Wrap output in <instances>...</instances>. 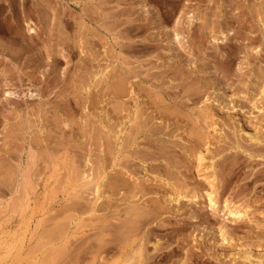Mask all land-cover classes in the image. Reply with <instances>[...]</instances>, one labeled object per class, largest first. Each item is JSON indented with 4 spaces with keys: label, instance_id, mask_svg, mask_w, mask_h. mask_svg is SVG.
<instances>
[{
    "label": "rangeland",
    "instance_id": "rangeland-1",
    "mask_svg": "<svg viewBox=\"0 0 264 264\" xmlns=\"http://www.w3.org/2000/svg\"><path fill=\"white\" fill-rule=\"evenodd\" d=\"M25 21L36 34L26 33ZM115 76L125 80L124 100L112 93ZM263 92L264 0H0V264H62L51 255L64 252L82 220H68L73 211H66L56 233L50 217L72 193L67 177L91 174L84 161L96 170L101 158L113 172L134 163L137 181L129 183L137 187L158 167L163 183H153L170 214L149 221L158 224L147 238L149 254L160 242L156 264H167L174 250L168 264H178L190 249L188 264H264V177L250 181L264 159L248 156L264 153L249 141L264 136ZM164 150L174 160L168 169ZM210 177L215 210L206 197ZM123 191L112 197L113 211L128 209ZM173 191L182 194L181 205L169 203ZM138 194L131 206L155 201ZM225 205L245 217L234 221ZM201 224L226 232L222 251L209 249L205 234L200 239ZM144 226L136 238L146 236ZM122 261L115 254L103 264Z\"/></svg>",
    "mask_w": 264,
    "mask_h": 264
},
{
    "label": "bare ground",
    "instance_id": "bare-ground-1",
    "mask_svg": "<svg viewBox=\"0 0 264 264\" xmlns=\"http://www.w3.org/2000/svg\"><path fill=\"white\" fill-rule=\"evenodd\" d=\"M11 4V3H9ZM12 7V6H11ZM19 7V6H18ZM144 9V13H148V10L145 7H141ZM190 9V8H189ZM4 13V11H3ZM135 14V13H134ZM25 15V14H24ZM7 18V17H6ZM26 22V21H25ZM119 22V21H118ZM135 22V21H134ZM128 23V22H127ZM163 23V22H162ZM176 24H178V22H175ZM132 25V24H131ZM169 25V24H168ZM167 25V26H168ZM33 26V25H32ZM31 26V24H28L26 22V33L28 35H33L36 34L35 29ZM5 27V26H4ZM131 27V26H130ZM129 27V29H130ZM136 29L140 28V25L138 26H134ZM25 29V28H24ZM127 29V28H126ZM10 30V29H9ZM134 30V29H133ZM159 30V29H158ZM3 31V30H2ZM75 32V31H74ZM7 35V34H6ZM124 37V36H123ZM245 38V37H244ZM226 39V37H222L221 41H224ZM242 39V38H241ZM126 40V39H125ZM172 40L179 43V36H178V29H174L173 30V34H172ZM148 41V40H147ZM146 41V42H147ZM121 42V41H120ZM149 43H153L154 41H148ZM156 42V41H155ZM176 44V43H175ZM132 45V44H130ZM177 46V45H176ZM74 47V46H73ZM230 54V53H229ZM233 55V54H232ZM63 56V55H62ZM49 57V56H48ZM223 60V59H222ZM47 61V60H46ZM49 61V60H48ZM156 63V62H155ZM137 68V67H136ZM148 69V68H147ZM149 70V69H148ZM166 70V69H164ZM122 72V71H121ZM125 72V71H124ZM162 72V71H161ZM113 73V71H112ZM111 73V74H112ZM140 73V72H139ZM143 73V72H142ZM141 73V74H142ZM117 75V74H116ZM126 75L125 73L123 74V76ZM137 75V74H136ZM157 75V74H156ZM108 76V75H107ZM131 76V75H130ZM134 76V75H133ZM109 77V76H108ZM116 78H113V84H111V89H112V93L114 95L115 98H119L124 95L123 92H125V83L121 77L119 76H115ZM125 77V76H124ZM119 78V79H118ZM127 78V77H126ZM125 78V79H126ZM131 78H129L130 80ZM97 81V80H96ZM104 81V80H103ZM103 83V82H102ZM99 84V83H98ZM124 84V85H123ZM97 86V84L95 85ZM104 87V86H102ZM94 88V87H93ZM109 88V86H108ZM130 88V87H129ZM190 88V87H189ZM192 88V87H191ZM131 90V89H130ZM194 91V90H193ZM102 92V90H101ZM142 92V91H141ZM196 92V91H195ZM91 93V92H90ZM103 93V92H102ZM101 93V94H102ZM127 93V92H125ZM129 93V92H128ZM264 93V92H263ZM7 95H10L9 93H7ZM111 95V94H110ZM193 95V94H192ZM32 96V95H31ZM34 96V95H33ZM100 96V95H99ZM109 96V95H108ZM262 96V95H261ZM27 97V96H26ZM124 97V96H123ZM126 97V95H125ZM172 97V96H171ZM27 99V98H26ZM92 99V98H91ZM94 99V98H93ZM120 99V100H121ZM124 100V99H122ZM130 100V99H129ZM195 101V100H194ZM193 101V102H194ZM97 102V101H96ZM128 102V100H127ZM122 103V101H121ZM192 103V102H191ZM230 103V102H229ZM93 104V102L91 103ZM114 104V103H113ZM134 104V103H133ZM97 105V104H96ZM116 107V106H115ZM119 108V107H118ZM187 108V107H186ZM123 110V109H121ZM128 110V109H127ZM120 111V110H118ZM157 111V110H156ZM158 112V111H157ZM114 113V112H113ZM167 113V112H166ZM105 114V113H104ZM165 114V113H164ZM163 114V115H164ZM140 115V114H139ZM158 115V114H157ZM156 116V115H155ZM160 116V115H159ZM170 116V115H168ZM175 116V115H174ZM130 117V116H129ZM129 117H126V119H129ZM152 117V116H151ZM166 117V116H165ZM110 119V118H109ZM149 120V119H148ZM154 120V119H153ZM159 120V119H158ZM145 121V120H144ZM203 122V121H202ZM142 123V121L140 122ZM157 123V122H156ZM261 123V122H260ZM122 124V123H121ZM138 124V123H137ZM214 124V122H213ZM145 127L147 126V122H144ZM189 127V126H188ZM203 127V126H202ZM144 128V127H143ZM256 127H254L255 129ZM142 129V128H141ZM132 130V129H131ZM130 130V131H131ZM103 131V130H102ZM197 131V130H196ZM208 131V130H207ZM244 131V130H243ZM134 132V131H133ZM132 132V133H133ZM141 130L138 129L136 131V135H140ZM254 133V132H253ZM252 133V135H254ZM248 134V132H247ZM256 134V133H255ZM128 136V135H127ZM176 136V135H175ZM109 137V136H108ZM194 137V136H193ZM96 138V137H94ZM128 138V137H127ZM183 138V137H182ZM212 138V137H211ZM249 141L252 143L253 146L258 147L259 149L264 150V136L260 137L259 136V132L254 136V137H249ZM91 139V138H90ZM136 139V138H134ZM134 139L131 141V146L134 144ZM190 139V138H189ZM185 140V139H184ZM217 140V139H216ZM124 141V140H123ZM202 141V139H201ZM96 142V141H95ZM100 143V142H99ZM200 143V142H199ZM96 144V143H95ZM94 144V145H95ZM104 144V143H103ZM113 144V143H112ZM111 144V145H112ZM173 144V143H172ZM55 145V144H54ZM211 145V144H210ZM57 146V145H56ZM61 146V145H60ZM106 146V145H105ZM249 146V145H248ZM92 147V146H91ZM166 147V146H165ZM170 147V146H169ZM204 146H202L201 148H203ZM206 148V147H205ZM251 149V148H250ZM96 150V149H95ZM203 150V149H202ZM207 150V149H206ZM252 150V149H251ZM257 150V149H256ZM135 151V150H134ZM161 151V150H160ZM45 152V151H44ZM202 152V151H201ZM164 155L163 157H165L164 159L166 160V165H167V169L172 167L174 160H171V153H167L165 150L163 151ZM218 153V152H217ZM216 153V154H217ZM259 153V152H258ZM261 153V152H260ZM202 154V153H201ZM204 154V153H203ZM126 155V154H125ZM138 155V154H137ZM145 155V154H143ZM147 155V153H146ZM189 155V154H188ZM43 156V155H42ZM109 156V155H108ZM141 156V159H138L143 165L147 164L148 167L151 166V164L146 163V158H149V155L145 156L144 158ZM152 156V155H151ZM150 156L149 159H152ZM178 156V155H177ZM199 157L196 158L198 159V165H201V162L203 161L202 156L198 155ZM249 158L251 159H257V158H262L264 159V153L261 154H249L248 155ZM124 157V156H123ZM153 157V156H152ZM162 157V158H163ZM223 157V156H222ZM34 159V158H33ZM154 159V157H153ZM156 159V158H155ZM170 159V160H169ZM213 159V158H212ZM97 160V159H96ZM95 160V161H96ZM112 160V159H111ZM133 160V159H132ZM145 160V161H144ZM249 160V159H248ZM45 162V161H44ZM98 165L96 167V170H92L91 165H89V161H84L83 167L85 169H87V171H91L92 173L89 175H85L84 173H82L83 175H78L76 174L73 177H67L66 182L69 183L68 185L70 186L69 189L72 190V193L69 192L67 195H65L67 198L63 201V202H58L57 205L58 207L60 206L61 211L55 210L54 214L52 215V217H50L49 222H51L53 224V229L55 230V232L57 233V231H60L61 228H63L64 226L61 224L62 222L59 221L58 219L62 220V217L59 218V216L63 215L66 211H73L71 214V217L68 218V220H74L76 218V220H79L81 222L82 225L80 231V233H77L78 237L75 235V237L70 238V240L68 241H64L65 243L63 244V242L59 241L60 243H62L64 246V252L59 251L57 252L59 254V256L57 257L56 255L54 256L52 253L51 257H53L54 259L58 258V260H60L61 258H63L62 261H60L62 264H81L83 261L88 260V261H93L94 264L96 263H100L103 264L105 261H107V259L111 258L112 256H115V254H120L121 258L123 259L122 262H120L119 264H156V259L154 258V252L159 253L161 248L159 245V240H155V243L152 244V253H150V251L148 250V244H150V241L147 238L149 237V234H153V231H157V223L155 227H150V225L152 224L149 223V221L154 217L153 221L156 220H161L165 219L166 217H163L164 215L170 214V211H166V208H164L162 205H159V197L160 196L161 191V187L155 183V179L157 180H161V177L159 176V172L158 167L156 169H154V173H152L151 175H148L147 178H143L141 179L139 182V184H141L139 187H137L136 184H132L129 183L130 181H137V179H133V176L131 177V174L133 172L134 169H131L129 171V168L134 166L127 165V167H124V169H120V170H115L113 172V167L111 165V168L108 169L106 168V159L105 158H101L100 161H98ZM115 162V161H114ZM131 162L130 160L128 161V163ZM177 162V161H176ZM220 162V161H219ZM222 162V161H221ZM40 163V162H39ZM151 163V162H150ZM241 163V162H240ZM260 164H262V162H258ZM42 164V163H41ZM52 165V163H51ZM93 165V164H92ZM257 165V164H256ZM259 165V164H258ZM211 166V165H210ZM32 167V166H31ZM30 167V168H31ZM43 167V166H42ZM71 167V166H70ZM75 167V166H74ZM247 167V166H246ZM38 168V167H37ZM44 168V167H43ZM89 168V169H88ZM208 168V167H207ZM262 168V167H261ZM261 168L259 170H256L254 173L251 174L252 179H250L251 183L252 182H256L258 181V178H260L261 176L264 177V170H261ZM41 168H39L40 170ZM81 169V168H80ZM136 169H139V167H137L136 165ZM145 169V168H144ZM76 170V168H75ZM222 170V169H221ZM42 171V170H41ZM95 171V172H94ZM254 171V170H252ZM142 172V170H141ZM37 173V172H36ZM35 173V174H36ZM80 173V172H79ZM137 173V172H136ZM161 173V172H160ZM81 174V173H80ZM169 174V173H168ZM210 175V174H209ZM208 175V176H209ZM137 176V175H136ZM162 176V175H161ZM207 176V175H206ZM212 176V175H211ZM37 177V176H36ZM40 177V176H39ZM90 177V178H89ZM148 177L150 179H148ZM165 177V176H164ZM213 177V176H212ZM203 178V177H202ZM211 178V177H210ZM245 179V178H244ZM262 179V178H260ZM165 180V179H164ZM212 178L209 181V187H210V191L206 193V197L208 198L209 201V205L211 210H215L216 208V204H215V196H214V191H213V184H212ZM214 181V180H213ZM154 182V183H153ZM165 182V181H164ZM163 183V182H162ZM8 184V183H7ZM60 185L62 183H59ZM132 184V185H130ZM184 184V183H183ZM167 185V184H164ZM170 185V184H169ZM168 185V186H169ZM7 186V185H6ZM177 186V185H176ZM213 187V188H212ZM51 188V187H50ZM165 188V187H162ZM57 189V187H56ZM120 189H123L125 195H124V199L121 200L123 202L126 203V208L128 207V209L124 210V211H120L121 209H115L116 211L112 210V205L111 200L112 197L116 194V192ZM166 189V188H165ZM174 190V189H173ZM164 191V190H163ZM176 192L174 195L170 194L168 201L170 204L175 203V204H179L181 205V200L183 199L182 194L179 191H173L171 193ZM120 193V192H119ZM123 193V194H124ZM136 193H140L141 196H144L145 194H149L151 196H153L152 198L155 199V201H152V199L150 200L149 205L147 206V204L145 205V207L140 208L139 206H137L135 204V206H131L132 201L135 197H136ZM66 194V193H65ZM164 194V193H163ZM166 194V192H165ZM119 195V194H118ZM139 195V194H138ZM139 195V197H140ZM173 195V196H172ZM121 196V195H120ZM146 196V195H145ZM172 196V197H171ZM151 198V197H150ZM196 196L192 195V199H195ZM105 199V200H104ZM139 199V198H138ZM146 199V198H145ZM145 201V200H144ZM134 202V201H133ZM163 203V202H162ZM165 203V202H164ZM207 203V201H206ZM114 204V203H113ZM142 205V204H141ZM13 206V205H12ZM11 206V207H12ZM131 206V207H129ZM189 209V213H190V218L192 220H197L196 214L193 212L194 210L192 209V205H186ZM115 207V206H114ZM186 207V208H187ZM53 209V206H52ZM225 213L227 212L228 216H230V218H232L234 221H240L242 220L245 215V213H242L240 210L237 209H231L228 208L225 205ZM244 211V210H243ZM111 212V214H110ZM210 212V211H209ZM67 213V212H66ZM65 213V214H66ZM249 213V212H248ZM110 214V215H109ZM164 214V215H163ZM204 214V213H203ZM225 214V215H227ZM45 216V215H44ZM203 216V215H202ZM209 217V216H208ZM249 217V214H248ZM47 218V217H46ZM229 218V217H228ZM45 219V218H44ZM58 220V221H57ZM75 221V220H74ZM78 221V222H79ZM170 221V220H169ZM172 221V220H171ZM61 222V223H59ZM85 222V223H84ZM67 223V221H66ZM164 223V222H163ZM175 223V222H174ZM208 223V222H207ZM46 224V223H45ZM49 224V223H48ZM65 224V223H64ZM146 225L148 227L144 228L146 229L144 232H146V236L142 235L140 242H137V238L134 236L138 233V231L143 230L142 226ZM169 225V224H168ZM208 225V224H207ZM207 225H199V231L201 234L200 239H203L204 234L205 237H210V239L207 238V245L209 246V249H217L219 251H222L221 249L224 248V246L227 243V239H226V232L224 230H222V228L219 229L218 236L215 235V232L213 231L212 228L208 227ZM210 225V224H209ZM214 226V225H213ZM211 226V227H213ZM141 229V230H140ZM218 229V228H217ZM65 230V229H64ZM54 232V233H55ZM79 232V230H78ZM142 232V233H144ZM48 233V232H47ZM148 233V234H147ZM199 233V234H200ZM64 234V233H63ZM141 234V233H140ZM57 235V234H56ZM65 235V234H64ZM63 235V236H64ZM215 235V236H214ZM58 236V235H57ZM62 236V238H64ZM68 236V235H67ZM65 236V237H67ZM132 236H134L135 238H132ZM170 236V235H169ZM69 237V236H68ZM192 237V236H191ZM197 237V236H196ZM204 237V238H205ZM133 240H132V239ZM212 238V239H211ZM136 239V240H134ZM143 239V240H142ZM170 239V238H169ZM191 239V238H190ZM57 240V238L55 239ZM54 240V241H55ZM61 240V239H60ZM63 240V239H62ZM131 240V241H130ZM56 243V241H55ZM128 243V244H127ZM168 243V242H167ZM52 245V244H51ZM50 245V246H51ZM58 245V244H57ZM133 245L137 246V251H135L136 255L138 256V258L135 260H131L129 258V256H127V254L130 253L131 251V247H133ZM166 245V244H165ZM62 247V245H58V247ZM53 247V246H52ZM177 247V245H176ZM190 247V246H189ZM57 248V247H55ZM151 248V247H150ZM149 248V249H150ZM172 248V247H171ZM187 249V247H185ZM194 248V247H193ZM192 248V249H193ZM136 249V248H135ZM181 249V248H180ZM58 251V249H56ZM165 250V249H163ZM166 250H168L166 248ZM165 250V251H166ZM184 250V249H183ZM50 251H52L50 249ZM164 252V251H163ZM173 252H176L175 250L170 252L168 254V257L165 259L167 264L169 263V259H171L173 257ZM56 253V254H57ZM47 254V253H46ZM45 254V255H46ZM55 254V253H54ZM162 254V252H160V255ZM176 254V253H175ZM184 257H182V259H180L178 262V264H188V259L191 258L194 254L192 252V250H188L187 252L184 253ZM48 255V254H47ZM135 255V254H134ZM132 254V256H134ZM159 255V256H160ZM165 255V254H164ZM179 255V254H178ZM182 255V254H181ZM180 255V256H181ZM206 255V254H205ZM219 255V254H218ZM190 256V257H189ZM128 257V258H127ZM164 257V256H163ZM166 257V256H165ZM187 257H189L187 259ZM158 258V257H157ZM214 258V257H213ZM161 259V258H160ZM198 259V258H197ZM244 260L248 261L250 260V256L249 254H245L243 257ZM51 260V259H50ZM158 260V259H157ZM163 259V262L165 261ZM172 260V259H171ZM190 260V259H189ZM44 261V260H43ZM55 261V260H54ZM90 261V263H91ZM162 261V259H161ZM171 262V261H170ZM177 262V261H176ZM197 262V261H196ZM49 263V262H48ZM59 263V262H58ZM161 263V262H160ZM198 263V262H197ZM50 264V263H49ZM92 264V263H91ZM163 264V263H162ZM171 264V263H170Z\"/></svg>",
    "mask_w": 264,
    "mask_h": 264
}]
</instances>
